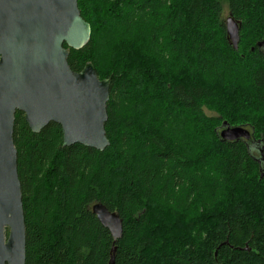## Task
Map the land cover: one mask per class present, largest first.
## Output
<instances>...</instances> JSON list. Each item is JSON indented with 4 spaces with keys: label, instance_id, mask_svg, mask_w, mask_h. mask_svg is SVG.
I'll use <instances>...</instances> for the list:
<instances>
[{
    "label": "trees",
    "instance_id": "obj_1",
    "mask_svg": "<svg viewBox=\"0 0 264 264\" xmlns=\"http://www.w3.org/2000/svg\"><path fill=\"white\" fill-rule=\"evenodd\" d=\"M78 5L91 39L68 62L112 76L110 146L64 147L61 125L16 113L26 264H109L114 247L115 264H264V0ZM225 122L252 139L222 140ZM95 203L123 219L115 244Z\"/></svg>",
    "mask_w": 264,
    "mask_h": 264
},
{
    "label": "water",
    "instance_id": "obj_2",
    "mask_svg": "<svg viewBox=\"0 0 264 264\" xmlns=\"http://www.w3.org/2000/svg\"><path fill=\"white\" fill-rule=\"evenodd\" d=\"M226 25L238 50L239 23L229 16ZM91 32L78 0H0V264H26L16 113L25 114L34 133L51 122L61 125L64 147L81 144L104 151L110 146L105 125L112 76L101 80L92 62L75 72L68 62L71 49L84 48ZM258 46L263 47L264 40ZM220 136L224 141H247L253 133L225 122ZM92 211L111 232L114 244L122 238L119 214L102 203H95ZM115 253L116 247L109 264H115Z\"/></svg>",
    "mask_w": 264,
    "mask_h": 264
},
{
    "label": "rangeland",
    "instance_id": "obj_3",
    "mask_svg": "<svg viewBox=\"0 0 264 264\" xmlns=\"http://www.w3.org/2000/svg\"><path fill=\"white\" fill-rule=\"evenodd\" d=\"M224 17H225V22H226V19L228 18V13H227V12H225ZM240 39H241V37H240ZM231 43H232V42H231ZM239 43H240V42H239ZM232 45H233V43H232ZM205 113H206L207 115H209V116H216V113L213 112L212 110L208 109V108L205 109ZM246 127H247V126H246ZM247 128H248L249 130H251L250 127H247ZM255 148H256L255 145H252V146H251V149L254 150V151H256Z\"/></svg>",
    "mask_w": 264,
    "mask_h": 264
}]
</instances>
